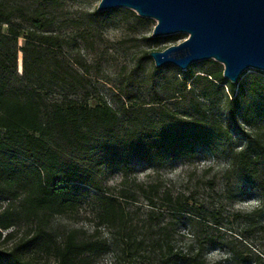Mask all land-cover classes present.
Returning a JSON list of instances; mask_svg holds the SVG:
<instances>
[{
	"label": "trees",
	"instance_id": "1",
	"mask_svg": "<svg viewBox=\"0 0 264 264\" xmlns=\"http://www.w3.org/2000/svg\"><path fill=\"white\" fill-rule=\"evenodd\" d=\"M9 15V14H8ZM5 9L0 7V264H86L90 257L111 252L110 264H215L206 258L215 246L229 264H264V75L261 71L243 73L236 83L222 76V67L191 72L199 82H225L227 123L196 110L182 116L175 110H162L153 123L142 119L133 105L115 109L105 100L89 102L63 97L47 105L43 92L63 78L55 65L44 71L35 54L16 75V51L3 39L24 38L23 51L32 44L60 46L58 37L42 30L43 22L32 17L31 28L22 32L12 26ZM3 16L4 19H3ZM7 31L2 33L1 24ZM181 33L168 35L174 41ZM148 54V53H147ZM214 62V61H212ZM48 72V74H47ZM130 125L122 128L123 121ZM230 132L241 136L242 144L226 150L228 171L239 179L227 192L257 193L258 206L246 211L226 213L218 203L199 200L195 192L173 195L160 190L159 184L134 185L130 169L144 165L158 169L169 160L191 157L195 146L217 152ZM62 145L59 146L57 141ZM64 148L85 156L78 162L66 158ZM110 170L120 172V190L113 194L103 185ZM91 195L95 214L112 231L109 241L79 239L76 230L68 231L60 243L52 242L47 231L55 214L75 211L83 196ZM139 198L145 201L146 217L142 224L134 220L140 205L130 210ZM167 216V218H166ZM187 225L189 238L178 245L176 225ZM19 221L33 223L34 234L16 237ZM225 222H240L238 238L254 236L256 243L238 244L222 232ZM183 240V239H182ZM52 251V263H40L27 257V247Z\"/></svg>",
	"mask_w": 264,
	"mask_h": 264
},
{
	"label": "rangeland",
	"instance_id": "2",
	"mask_svg": "<svg viewBox=\"0 0 264 264\" xmlns=\"http://www.w3.org/2000/svg\"><path fill=\"white\" fill-rule=\"evenodd\" d=\"M99 2L100 0H0V7L9 14V23L17 30L27 31L31 28L32 17L37 15L44 24L42 30L58 37V47L31 44L26 51L22 50L23 37H18L16 42L12 38L3 39L4 45L16 51L17 76H21L23 64L25 61L30 62L33 53L44 71L50 70L57 60L65 80H57L43 92L47 105L63 97L88 102L99 98L115 109L121 102L133 105L134 111L141 114L142 119L153 123L158 120L160 111L166 109L175 110L182 116L192 115L200 110L218 122L227 123L224 104L226 83L207 80L195 82L189 77L191 72L201 74L203 71L214 70L217 65L222 67L220 63L206 59L191 64L186 70L172 64L156 67L147 53L177 44L186 34L181 33V37L174 41L168 40L167 36H152L154 19L139 16L125 7L98 11ZM7 25L1 24L2 33L7 31ZM252 71L258 70L248 69L245 73ZM260 73L264 75V71ZM129 125L124 120L121 127ZM230 135V138L221 140L214 153L196 145L191 157L169 160L158 169L144 165L132 166L130 179L134 185L157 183L161 191L168 190L173 195L195 192L199 200L218 203L226 213L249 210V204L257 201L255 191L227 192V188L236 186L239 179L228 171L230 163L226 150L236 149L242 144L239 134L230 132ZM57 144L62 147L58 141ZM62 150L66 158L78 162L85 160L84 155L67 148ZM102 178L103 185L113 194H118L120 172L110 170ZM127 201L130 210L140 205V212L134 215V220L141 225L146 218L143 213L146 210L145 201L141 198L134 204ZM6 202L0 201V207L3 208ZM240 228V222H225L222 232L228 238H238ZM12 229H15L16 237L28 238L34 234L35 226L33 223L19 221L15 227L2 230V235ZM175 229V238L179 239L177 244L186 242L189 238L186 223L179 221ZM70 230H76L79 239L98 238L109 241L112 236L111 229L98 221L91 195L83 196L75 211L53 215L47 226L52 242L56 244ZM238 241V244L243 245L245 242L256 243L254 236L244 240L238 238ZM260 243L264 244V234ZM24 255L34 257L40 263H52L54 260L50 249L44 252L29 246ZM206 258L215 264H229L225 254L215 246L208 248ZM111 261L112 253L107 252L90 257L86 264H110Z\"/></svg>",
	"mask_w": 264,
	"mask_h": 264
},
{
	"label": "water",
	"instance_id": "3",
	"mask_svg": "<svg viewBox=\"0 0 264 264\" xmlns=\"http://www.w3.org/2000/svg\"><path fill=\"white\" fill-rule=\"evenodd\" d=\"M116 7L154 19L152 36L186 34L179 43L148 53L156 67L186 70L212 59L231 83L248 69L264 71V0H100L97 10Z\"/></svg>",
	"mask_w": 264,
	"mask_h": 264
},
{
	"label": "clouds",
	"instance_id": "4",
	"mask_svg": "<svg viewBox=\"0 0 264 264\" xmlns=\"http://www.w3.org/2000/svg\"><path fill=\"white\" fill-rule=\"evenodd\" d=\"M258 201H253L251 204H249V208H255V207H257L258 206Z\"/></svg>",
	"mask_w": 264,
	"mask_h": 264
}]
</instances>
